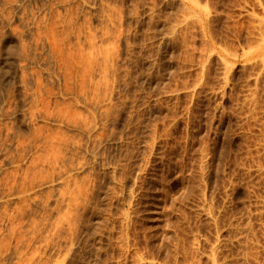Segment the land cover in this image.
<instances>
[{
    "label": "rangeland",
    "instance_id": "1",
    "mask_svg": "<svg viewBox=\"0 0 264 264\" xmlns=\"http://www.w3.org/2000/svg\"><path fill=\"white\" fill-rule=\"evenodd\" d=\"M0 264H264V0H0Z\"/></svg>",
    "mask_w": 264,
    "mask_h": 264
}]
</instances>
